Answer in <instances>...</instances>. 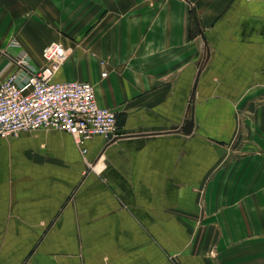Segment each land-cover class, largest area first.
Instances as JSON below:
<instances>
[{
	"label": "crops",
	"instance_id": "crops-1",
	"mask_svg": "<svg viewBox=\"0 0 264 264\" xmlns=\"http://www.w3.org/2000/svg\"><path fill=\"white\" fill-rule=\"evenodd\" d=\"M11 39L37 66L62 42L54 80H90L124 134L0 138V264H264V120L237 144L264 0H0V82Z\"/></svg>",
	"mask_w": 264,
	"mask_h": 264
},
{
	"label": "built area",
	"instance_id": "built-area-1",
	"mask_svg": "<svg viewBox=\"0 0 264 264\" xmlns=\"http://www.w3.org/2000/svg\"><path fill=\"white\" fill-rule=\"evenodd\" d=\"M9 44L20 48L10 57L14 70L0 82V138L39 128L64 130L78 143L95 135L112 141L124 134L117 125L116 111L98 102L90 80H54L68 57L62 42L54 40L43 48L42 66L32 62L17 39Z\"/></svg>",
	"mask_w": 264,
	"mask_h": 264
},
{
	"label": "rangeland",
	"instance_id": "rangeland-1",
	"mask_svg": "<svg viewBox=\"0 0 264 264\" xmlns=\"http://www.w3.org/2000/svg\"><path fill=\"white\" fill-rule=\"evenodd\" d=\"M238 107L241 132L237 144H252L261 137L258 124L262 122L260 117L264 120V88L250 89Z\"/></svg>",
	"mask_w": 264,
	"mask_h": 264
},
{
	"label": "water",
	"instance_id": "water-1",
	"mask_svg": "<svg viewBox=\"0 0 264 264\" xmlns=\"http://www.w3.org/2000/svg\"><path fill=\"white\" fill-rule=\"evenodd\" d=\"M209 56H210V50H209V47L207 46L206 55H205V57H204V59H203V61L201 63V66L199 68V71L197 73V76H196V79H195V82H194V85H193L191 100H193V98H194V94H195V90H196L199 74H200V72L202 70V67L207 62ZM193 127H194V117H193V114H192L191 117L185 119V121L182 124L181 128H182V131L184 133L189 134V133H191Z\"/></svg>",
	"mask_w": 264,
	"mask_h": 264
}]
</instances>
